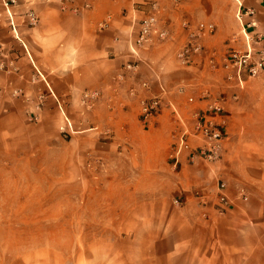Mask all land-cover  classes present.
Masks as SVG:
<instances>
[{
  "label": "rangeland",
  "instance_id": "1",
  "mask_svg": "<svg viewBox=\"0 0 264 264\" xmlns=\"http://www.w3.org/2000/svg\"><path fill=\"white\" fill-rule=\"evenodd\" d=\"M230 1L236 18L237 0ZM216 33L217 27L206 36ZM259 77L251 78L257 79L247 96L252 120L238 145L255 159L264 148V123L255 120L264 113ZM46 109L35 107V120L22 113L0 144V264H264V217L247 235L231 231L245 227L240 216L248 211L233 208L237 202L245 207L248 194L246 201L240 192L229 197L232 206L223 210L217 205L221 180L181 191L175 172L146 161L141 140H115L92 121L90 109L80 124L58 113L45 123ZM261 209L258 201L248 210ZM231 244L249 249L236 252Z\"/></svg>",
  "mask_w": 264,
  "mask_h": 264
},
{
  "label": "crops",
  "instance_id": "2",
  "mask_svg": "<svg viewBox=\"0 0 264 264\" xmlns=\"http://www.w3.org/2000/svg\"><path fill=\"white\" fill-rule=\"evenodd\" d=\"M144 1L77 0L74 6L79 10L75 13L62 11L56 2L18 0L9 13L0 0V44L16 68L14 73L0 72L4 91L0 97V144L6 131H16L19 116L26 112L31 118L35 107L47 108L45 123L58 113L65 121L80 124L87 110L81 102L82 93L98 91L100 96L89 112L92 121L101 130L111 131L115 140L125 138L134 144L141 140L139 148L146 161L150 164L156 160L163 169L175 172L179 190L207 189L218 179L225 182L229 197L235 198L239 192L245 193L247 200L249 196L245 207L237 202L233 208L237 214H241L239 208L248 211L245 216L239 215L246 228H231L239 235H247V229H258L255 225L261 224L259 220L264 217L262 209L248 210L258 201L264 202V162H260L264 159V148L257 151L255 159L251 151L238 146L247 137L246 126L252 120L247 96L257 79H247L241 85L228 82L220 66L227 38L236 34L231 47L244 48L238 37L239 24L233 12L228 11L231 1L182 0L175 7L171 1L162 0L161 19L166 22L168 38L137 48L133 53L137 24L146 12V7L138 5ZM244 2L254 6L257 30L264 33V4L259 0ZM84 4L89 8H84ZM28 7L34 8L39 16L34 28L22 21L21 14ZM10 14L15 29L10 25ZM107 17H110L108 27L100 29ZM184 18L193 23L212 20L217 27L214 36L200 38L206 50L215 55L216 68L210 66L207 57L199 56L191 65H181L177 52L188 39V31L181 24ZM129 62L135 65L132 70L123 67ZM142 82H147L148 87H142ZM15 90L17 96L12 94ZM204 94L210 98L201 100ZM154 96L163 97L166 106L144 127L139 121L140 100ZM190 97L195 99L194 103L188 102ZM213 99L221 100L227 118L220 159L213 165L199 158L192 163L185 153L174 168L168 153L177 120L168 105L189 122L194 112L205 109ZM259 115L255 120L264 123V113ZM144 139L148 140L142 144ZM254 160L259 161L258 169L251 167ZM231 246L236 252L249 249ZM197 257L207 259L199 253Z\"/></svg>",
  "mask_w": 264,
  "mask_h": 264
},
{
  "label": "built area",
  "instance_id": "3",
  "mask_svg": "<svg viewBox=\"0 0 264 264\" xmlns=\"http://www.w3.org/2000/svg\"><path fill=\"white\" fill-rule=\"evenodd\" d=\"M45 2H56L62 11L78 12L79 8L74 6L77 0H43ZM162 0H145L138 6L146 7V12L138 21L136 34L132 43V52L135 53L137 48H143L157 41H163L168 38L169 31L166 22L161 19ZM175 7L181 4L182 0H169ZM264 4V0H259ZM238 9L236 18L240 24L241 40L244 42V48L229 47L225 51L221 60V68L225 72V79L228 82L237 85L243 84L247 79L258 77L264 74V33L257 30L258 22L255 18V8L252 5H246L244 0H237ZM3 7L10 13V9L18 5V0H2ZM84 8H89L84 4ZM12 29L15 26L12 22ZM22 21L29 28H34L39 22V16L36 10L28 7L22 14ZM110 23V17H107L100 24V29H105ZM182 26L188 31L187 42L178 50L177 58L181 65L189 66L193 63L196 56L201 58L207 57L212 68H216L215 55L209 52L203 46L200 38L206 34H212L216 30L213 22L193 23L188 19H183ZM236 37L232 41H236ZM126 70H132L135 65L127 63L123 66ZM0 72L14 73L16 68L6 48L0 44ZM141 86L148 87L147 82H142ZM133 91V90H132ZM3 88L0 86V97L3 95ZM14 96L18 91H13ZM98 91H84L81 96V102L86 109H91L94 102L99 98ZM209 94H204L201 100L209 99ZM189 103H194L193 97L188 98ZM41 104V102H40ZM168 105V104H167ZM166 106L161 96L143 98L140 100L139 121L147 127ZM172 112L176 117L177 123L171 135V143L168 153V159L172 166L176 168L180 157L187 153L188 160L194 162L196 159H202L206 162H215L220 159L224 141L226 139L225 127L227 125L226 113L220 99L210 100L205 109L196 111L192 119L187 122L182 120L179 112L171 104ZM30 119H36L31 116ZM244 201L247 197L240 194ZM179 205V200L174 201ZM232 201L227 194L225 182L220 181L217 185V205L223 209H230Z\"/></svg>",
  "mask_w": 264,
  "mask_h": 264
}]
</instances>
